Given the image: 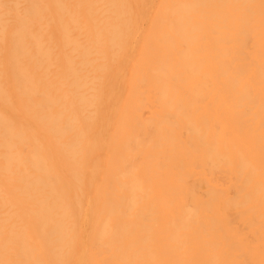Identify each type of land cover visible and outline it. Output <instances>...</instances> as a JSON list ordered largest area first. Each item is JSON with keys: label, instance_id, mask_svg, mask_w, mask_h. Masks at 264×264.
Segmentation results:
<instances>
[{"label": "bare ground", "instance_id": "bare-ground-1", "mask_svg": "<svg viewBox=\"0 0 264 264\" xmlns=\"http://www.w3.org/2000/svg\"><path fill=\"white\" fill-rule=\"evenodd\" d=\"M0 264H264V0H0Z\"/></svg>", "mask_w": 264, "mask_h": 264}]
</instances>
